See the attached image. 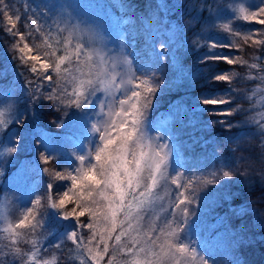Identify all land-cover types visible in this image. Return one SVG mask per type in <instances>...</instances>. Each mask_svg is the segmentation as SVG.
Returning <instances> with one entry per match:
<instances>
[{"label": "snow or ice", "instance_id": "snow-or-ice-1", "mask_svg": "<svg viewBox=\"0 0 264 264\" xmlns=\"http://www.w3.org/2000/svg\"><path fill=\"white\" fill-rule=\"evenodd\" d=\"M73 9L69 0H41V3L33 8L36 15L27 17L28 22L25 27L29 36L35 31L47 44L43 54L45 58L42 59L39 53L28 55L27 58L24 55L19 57L28 71L34 74L35 79L48 81L53 86L44 97L45 99L60 100L62 94L67 93V89L61 87L60 80H63L66 75H72L73 69L64 67L62 71V66L66 64L74 65L76 72L87 77L79 82L83 87L82 91L68 95L66 107L91 109L92 105L97 103V92H103L110 97L107 101L109 119L104 123L92 125V131L99 138V145L92 157L95 163L85 167L84 158L78 157L80 166L74 172L68 169L50 171L48 168H43L44 174L50 175L53 180L71 181V187L67 191L58 194L55 199L49 197L51 200L49 207L62 213L65 220H74L78 226L66 238L75 245L81 264H85L83 258L85 253L92 264H101L104 256H109L107 264H114L118 256L125 257L124 260L119 261V264H215V261L211 260V256L214 255L213 248L207 239L202 245L199 242V233L203 230V226L199 219H192L197 216L196 208L199 207V197L192 188V180L188 179L184 183H179L176 179L177 176L183 175L180 170L185 167V158L180 145L169 143L168 137L172 135L170 129L160 134L163 129L159 128L156 135L149 134L148 112L154 107L156 95L165 83L164 79L157 78V71H153V66L146 68L141 65L134 71L117 74L115 69L118 66L131 69L133 60L129 57L134 58L139 55L138 52L125 50L127 33L120 32V44L115 52L111 50L106 52L104 49L106 32L99 25L76 16ZM238 11L240 15L234 14L226 19L243 20L264 26V6L252 11L240 5ZM3 14L8 15L7 11ZM19 19L20 17L16 16V20ZM120 23L123 26L129 23V20L124 19ZM146 27L151 26L146 25ZM220 27L231 37H239L244 45L251 42L264 48V27L247 32H240L229 23H224ZM11 28L15 29L16 24L12 23ZM159 28H163V20ZM8 31L13 36H19L20 40H25V34L13 32L10 29ZM53 31L56 32L57 37L63 34V38L56 39L54 44ZM164 34L172 36L167 29H164ZM160 35L161 32L158 29H152L146 40L151 42ZM74 36L82 37V39H78L73 44ZM202 39L204 38L200 36L194 39L196 49L207 47L210 52H219L217 49L243 51V47L237 40H228L226 44L207 40L201 44ZM173 42L174 39L170 38L169 44ZM61 45H63V54L57 55V52L61 51ZM132 46L135 47L134 39ZM38 47L35 44L29 46L25 43L19 51L24 53L26 49L31 54ZM155 51L164 54L159 57L160 66H157L159 70L165 64H169V48L165 43H160ZM149 55L155 61V54L149 53ZM29 60L33 63L28 64ZM97 60L100 61V65L110 61L112 74L104 72L99 78L93 79L92 76L99 67L96 64ZM208 62L258 67L255 63L249 65L243 57L232 55L217 54L205 56L200 60L202 64ZM37 64L39 69L36 67ZM85 68L88 69L86 74L82 71ZM170 68L174 74L173 79L177 81L176 86L179 87L186 73L184 65L175 53L172 55ZM51 72H55L58 79H54ZM261 72L264 73V69H261ZM117 75H119L118 81ZM236 75V72L223 71L212 77L214 82L227 83L230 87L224 94L211 98L204 96L198 98L200 105L208 111L209 115L232 116L243 111L239 106H233L235 99L233 93H236L237 89L231 85ZM255 78L264 81V74ZM248 79L253 77L249 76ZM33 83L34 81H28L27 91L34 104L41 97L37 95L38 89L32 87ZM115 92H120V96H116ZM7 102L9 109L13 108L15 101L11 95L8 96ZM113 103L117 107H113ZM105 105L104 100L98 102L101 113L104 112ZM224 105L229 107H222ZM208 106H211V110ZM169 108L168 122L183 124L185 120H188L189 124L192 123L187 106L176 103ZM16 122L19 124L22 120ZM215 123L224 124L225 121H209V124ZM233 126L231 123L228 124L229 129ZM235 126L239 127V125ZM258 133L264 144V123L259 124ZM18 144L17 137L14 146H3L0 152L14 154ZM92 153L90 151L89 156H92ZM39 159L44 165L54 162V157H48L44 153L40 154ZM231 175L229 171L223 172V177ZM169 181L175 185L176 193L169 194L165 187L164 195L169 196L168 201H165L164 195L159 190ZM207 182L213 183V181ZM47 191L55 193V187L51 181L47 184ZM34 203L39 205L40 199L37 198ZM68 203L74 204L75 207L71 211H64ZM26 212L27 215H24L23 219L14 226L15 228L20 229L27 225L35 231L37 226H42L40 220H37L36 224L30 223V216L36 219L32 215V209H26ZM86 215L89 220L81 223V218ZM225 219L221 217L216 223L207 225L208 236H211L213 244L224 253L230 264H240L235 252L239 248L241 238L231 239L229 244L225 237H236L235 232H216L215 236H212V233L225 223ZM83 228H87L90 234L87 236L79 234V230ZM6 231L10 232V252L20 255V250L15 247L19 233L10 229ZM55 247L60 248L61 245L57 243ZM39 253L40 248L33 241V250L23 254L25 264H49V261L40 259ZM0 264H5L3 258H0Z\"/></svg>", "mask_w": 264, "mask_h": 264}, {"label": "trees", "instance_id": "trees-1", "mask_svg": "<svg viewBox=\"0 0 264 264\" xmlns=\"http://www.w3.org/2000/svg\"><path fill=\"white\" fill-rule=\"evenodd\" d=\"M74 7L73 12L81 19H86L99 25L107 34L106 39H110V36L114 30H124L127 33L128 39L125 41L126 47L128 41L131 42L130 36L136 34L139 30L145 29L146 31L152 29H158L160 32L163 29L169 30L175 39L174 53L178 59L188 68V74L184 76V81L179 87L174 85L171 87L178 97L176 99L183 100V105L188 107V110H192L196 113L198 118L193 116L194 112H189V117L192 123L189 124L188 120H185L183 124L178 122H168L170 110L158 111L156 110L149 118L151 125V135L157 134V129L162 128L163 131L160 134H164L171 130L172 135L168 137L169 143L176 144L180 142V148L188 147L190 150L195 151L197 157H186L185 167L180 171L183 173L180 183H184L190 179L191 170L193 164L206 165L210 160V156L213 157V171H217L220 167V161L218 159V152L221 151L225 154L224 164L225 167L230 160H235L233 164L228 167V170L232 175L226 177L223 180V173H220L213 179V196L207 197L206 201L201 198L198 200L199 210L197 213L200 217H211L210 222L216 223L221 217H225V223L218 227L212 236H215L216 232H235L234 226H236L241 219L246 221L247 215L252 212L256 215L258 225L255 227L254 221L246 222L253 236H264V179L258 174H254L257 169V163L252 161L250 168H247V162L249 158H253L250 146L244 147L249 140L254 136V129H250L251 133H247L248 128L242 127L244 124L246 113V103L244 96L253 86V80L248 77L255 76L259 72V68L264 62V48L251 44L244 45L243 41L239 37H231L229 33L225 32L220 25L229 23L231 27L240 32L255 31L256 27L253 23H246L242 20H227V17H231L233 14L228 10L229 5L227 0H69ZM41 0H0V104L7 102L8 96L11 95L15 101L11 113L7 116L8 120L3 119L0 123V145L6 140L8 146H14L15 139L19 138V144L17 151L14 154H5L0 156V175L4 180L0 181V185H9L18 176L20 178V188H24L21 192L16 188L8 186L0 194L5 193L10 200H8L13 206H17L19 201L21 202L22 209H32V215L40 213V221L42 226H37L33 231L27 225L24 228L15 230V232H22L20 236L22 239L16 242L15 247L20 251L25 250L29 243V238L32 235L45 234L51 235L53 239L57 238L61 232L60 222H62L63 215L58 210L51 209L49 204L51 200L49 197L55 199L58 194H62L71 187V181L65 180L63 185L54 186L55 193H48L47 184L51 181L50 175H45L43 168H48L50 171L64 170L65 167L69 171H75V168L65 165L60 168L51 167V163L44 165L40 162V154L44 153L46 156L45 145L39 142V135L45 133L49 141H51L53 126L48 127V121L51 119V109L55 106L57 108L62 107L64 104L62 99L60 100H48L44 97L49 91H51L50 82L40 81L35 79L34 74L28 71L27 67L19 60L21 55L27 58L28 55L41 54L42 59L44 52L47 49V44L44 43L41 35L33 31V35L27 34L25 24L28 22L27 17L30 15H36L33 12V8L40 4ZM5 5L7 7L5 8ZM7 11L8 15L3 13ZM219 15V19H218ZM16 16L20 19L16 20ZM11 18V20L9 19ZM128 19L129 23L121 26V21ZM163 20V28H159L161 21ZM217 21V22H215ZM15 23L16 28L12 29L11 24ZM150 25L151 27H145ZM35 26H33L34 28ZM264 27V26H263ZM13 32H19L25 34V40H20L19 36H13L8 30ZM113 29V32L109 31ZM121 29V30H120ZM258 35V34H257ZM203 37L200 41L204 44L207 40H214L217 43L226 44L228 40H237L243 47V51H236L235 49L229 51L228 49H217L219 52H210L207 47L195 48L193 43L197 37ZM78 39L82 37L74 36L72 43L75 44ZM165 37L160 35L157 40H164ZM28 43L29 46L38 45V49L29 54L25 49L24 53L19 51L24 47V44ZM62 46V45H61ZM63 47V46H62ZM224 55V56H236L243 57L248 61V64H257V68H250L248 65H227L226 63H212L207 64L200 63V60L205 56L212 55ZM259 58V59H257ZM32 61H28V64H32ZM39 69V66H36ZM236 72L237 75L233 77L232 87L237 89L236 93H233L235 97L233 106H239L243 111L234 114L232 120H229V116L223 117L224 124L215 123L209 124V121H216L215 117L218 115L208 117V111L204 110V107L200 105L199 97L204 96L211 98L218 94H224L230 87L227 83H216L212 80V77L218 72ZM28 81H34L32 87L37 88L41 98L37 103H32L28 94L27 88L29 87ZM61 87H63L61 85ZM179 103L177 100H173L170 105ZM211 110V106H208ZM228 108L229 105L222 106ZM14 117H16L14 119ZM17 120H22V123H17ZM68 123V122H67ZM234 125L229 129L228 124ZM56 124L59 125V121L56 120ZM64 124V123H63ZM198 125H213V133L204 135L205 133H197ZM239 125V127L235 126ZM180 128V133H179ZM182 129H186L185 135ZM193 136H199L195 139L190 138L188 135L191 133ZM241 129V130H240ZM202 135V136H200ZM186 138L190 139L187 140ZM261 142V138L258 139ZM260 151H264L262 145L259 148ZM182 151V150H181ZM93 162L95 163L94 159ZM194 165V166H195ZM258 165H260L258 163ZM195 168V167H194ZM238 168V169H237ZM258 172V171H257ZM24 176H27V180H24ZM244 176V177H243ZM192 180V179H191ZM57 181V180H56ZM222 183V184H221ZM204 184V183H203ZM212 185V184H211ZM192 188L195 189V182L192 180ZM204 189V187H203ZM228 192L227 196L225 195ZM187 195V191H186ZM197 196L201 197L202 193H197ZM211 197H213V205L206 204L211 203ZM39 198L40 204L37 205L34 201ZM202 200L201 202H199ZM205 200V199H204ZM231 201V205H228ZM212 204V203H211ZM217 204V205H216ZM213 206V207H212ZM75 207L74 204L68 203L65 206L64 211H71ZM235 217V218H234ZM60 219V220H59ZM229 219V220H228ZM21 219L14 222V226L19 223ZM89 217L86 215L81 218V222H87ZM239 220V221H238ZM203 226V230L199 233V239L201 245L207 239L208 243L212 246L215 254L223 256L226 259L224 253L217 248L213 242L211 236H208L207 221L199 220ZM75 222V221H74ZM233 222H237L233 225ZM32 224V221L30 222ZM78 226L68 225V232H72L77 229ZM87 229V228H86ZM88 230V229H87ZM90 233L87 232L86 235ZM26 237V242L24 241ZM195 239L196 237L193 236ZM231 239L236 237H225V240L230 244ZM58 240V239H57ZM57 240L52 243L54 250H59L55 247L58 243ZM112 242L110 241V244ZM11 247L7 238H3V242L0 244V252L2 250H9ZM48 248V246H44ZM259 247L262 253L261 259L257 264H264V243L260 241ZM53 249L47 250L48 252ZM64 250V249H63ZM61 251V250H59ZM62 254L59 257L60 264H75L71 256L67 252L61 251ZM217 255V254H216ZM238 258H242V255L235 252ZM218 256L214 261L217 264ZM213 255L211 256V258ZM84 258L87 264L92 262L87 258V254H84ZM109 256H104L101 260V264H107ZM124 256H118L114 264H119V261L124 260ZM10 259H5V264L9 263ZM260 262V263H259Z\"/></svg>", "mask_w": 264, "mask_h": 264}, {"label": "rangeland", "instance_id": "rangeland-1", "mask_svg": "<svg viewBox=\"0 0 264 264\" xmlns=\"http://www.w3.org/2000/svg\"><path fill=\"white\" fill-rule=\"evenodd\" d=\"M227 1H228L227 5H229L228 10L233 15L234 14L240 15L238 11L240 5H244L245 7L250 8L252 11H255L260 6H264V0H227ZM253 25L256 26L257 24L253 23ZM257 26H258L257 29L263 27L261 25H257ZM145 27L146 26H144V28ZM109 31L113 32V29H110ZM114 31L115 32H113L110 35L112 37L109 40L106 39V43L104 45V49L106 52L109 50H111L112 52H115V50L119 47V44H120V32L121 31L125 32L124 30H121V31L114 30ZM150 32L151 30L146 31L145 29H143V30H139L136 34H132L130 36L132 41L133 39L135 40V47L132 46V41L131 42L128 41V45L125 50L127 52H133V51L138 52L139 55L134 58L129 57V59L133 60L131 69L127 68L126 66L125 67L118 66L115 69V72L117 74H120L123 72H127L129 70L134 71L138 66H141V65L145 66L146 68L148 66H153V71H157V78L164 79L165 83L164 85L160 87V90L158 91L156 95L154 107L150 109V111L148 112V121H149L150 116L156 110L162 111V110H166L167 108L170 110L169 106L173 100H177L179 103H183V100L176 99L175 97H173L175 93L171 89V87L177 84V81L173 79L174 74L170 68L171 59H172V55L174 53V48H175L174 46L175 39L173 36L170 37L169 35H165L164 29H163V31H161V35L165 37L164 40L159 41L157 40V37H156L152 39L151 42H148L146 40V37L149 35ZM62 38H63V34L60 37H57L56 32L53 31L52 33L53 44L55 43L56 39H62ZM170 38L174 39V42L171 44H169ZM127 39H128V36L126 35L125 41ZM160 43H165V45L169 48V64L168 65L165 64L162 69L157 70V66H160L159 57L161 55H164L163 53H159L155 51L156 47H158ZM62 46H61V51H58L57 55L63 54ZM69 51L71 52V49H69ZM149 53L155 54V61L153 60L152 56L149 55ZM96 64L99 67L97 68L96 72L93 74L92 76L93 79L99 78L100 74L104 72H107L110 75L112 74V65L110 61H108V63L106 64L100 65V61L97 60ZM261 64L262 65L260 66L259 72L257 73V75L252 76L253 79H250V80H253V83H254L253 86L248 92H246V95L244 96L245 100L247 101L246 103L247 116L245 117L244 124L242 127L246 126L248 128L247 133L249 134L251 133L250 129H254L252 131H255L253 138L249 140V142L246 145L243 146V148L250 146L249 150L253 154V158H254V159L249 158V161L247 162V168L251 169L250 165L252 161L254 160V162L257 163V169H258L256 170L254 174H258L264 179V151L259 150L260 145H262V147L264 148V144H262V138L260 137L258 133L259 124L264 123V81H261L255 78L260 74H264L261 72V69H264V62H262ZM36 66H39V64H37ZM64 67H69L73 69L72 75H66L63 80H60V85H62L63 88L67 89V93L62 94L61 96V99L64 105L60 108H57L55 106L54 108L51 109V119H49L47 123L48 127L53 126V129L58 127L56 131H60V132H52L51 141H49L50 139H48L47 136L44 135L45 133H43L39 135V142L42 143L43 145L44 144L46 145L45 150L47 152L48 157H54V162L51 163V167L60 168L65 165L67 166L70 165V167H73L76 169L80 166V160L78 159V157L84 158L85 167L94 163L92 157L94 156V152L99 145V138H98V135L92 131V125L95 123L97 124L104 123L109 119L107 101L110 100V97H107L103 92H97L96 93L97 103H94L91 109L81 110V109L76 108L75 106L66 107L65 105L67 104L68 95H71L77 91H82L83 87L80 85L79 82L81 79H86L87 77L82 76L80 72H76L74 65H67V64L63 65L62 71ZM188 68H190V66L186 67L184 65L185 73L187 74L189 72ZM82 71L83 73L86 74L88 72V69L85 68ZM51 75L53 76L54 79H58L56 77L55 72H51ZM118 80H119V75H117V81ZM52 87L53 86L51 85V90H52ZM115 95L120 96V92H115ZM175 96L178 97V94H175ZM0 100H2V97H0ZM100 100L106 101V105H105L103 113L100 112V109L98 107V102ZM113 107H117L115 103H113ZM11 112L12 111L11 109H9L8 104L6 102L1 103L0 104V123L3 122V119L8 120L9 117L7 116ZM189 112L192 113L194 111L192 109V110H189ZM199 112L200 111L196 113L194 112L195 118H198L197 115L199 114ZM207 116L213 119V116L209 114ZM223 117L225 116L218 115V117H215V119L216 121H219V120H222ZM233 117L234 115L229 116V120H232ZM118 119L119 118H117V120ZM56 120L59 121V126L56 124ZM0 129H1V126H0ZM181 131H183L185 134L186 129H182ZM189 132L191 133V135H188L190 138L195 139L196 137H199V136H193L192 132L191 131ZM208 132L213 133V125L211 126L198 125L197 133H200V134L205 133L204 135H207ZM179 133H180V128H179ZM149 134L151 135V125L149 127ZM259 138H261V142L258 140ZM186 139L190 140L188 138ZM179 141H177L176 144L180 145ZM7 143L8 142L4 140L3 143L0 145V148H2L3 146H8ZM181 150L184 156L186 157H197V155L195 154V151L190 150L188 147L182 148L181 146ZM90 151L93 152L92 156H89ZM4 155L5 153L0 152V156H4ZM225 158H226L225 154L219 151L218 159L220 161V167L216 172L213 171V157L211 156H210V160L208 161V163H206V165L199 164V162L196 165L193 164L190 179H192L195 182V189L198 191L197 193H200V192L202 193V196L201 197L199 196V199L201 198L203 201H206L207 199L206 196L207 197L213 196V183H208L207 181H213L214 178H216L220 173L227 171L228 167L235 162V160H230L227 163V166L225 167V164H224ZM258 163L260 165H258ZM63 169H66V168L64 167ZM213 174H215V176ZM21 177L18 176L14 180V182H12L9 185L7 184L0 185V192H3L4 189H6L8 186H11L23 192L24 188H20V185H21L20 178ZM225 179L226 177H223V180ZM2 180H4V178L0 177V181ZM24 180L25 181L27 180V176H24ZM64 181L65 180L56 181L51 178V182L54 184V186H58L61 184L63 185ZM177 181L180 183L181 178L178 177ZM162 185H163V182H162ZM165 187L169 194L175 195L176 193L175 185L172 184L170 181L167 183V185H163L162 188L159 190L161 191L162 195H164ZM227 194L228 192L225 195L227 196ZM6 196L7 195L5 193L0 194V244L3 242L4 237L7 238L8 242H10V232L6 231V229H10L11 231L17 230V228L14 227V222L19 219H23L24 215H27L26 209L21 208L20 201L18 202L19 204L17 206H13V204H11L8 201L10 199ZM168 199H169V196L164 195V200L168 201ZM210 199L212 200L211 201L212 204L206 203L207 205L208 204L213 205V197H211ZM202 200H200L199 202H201ZM228 205H231V201L229 203V200H228ZM193 207H196V206L193 205ZM198 208H196V211ZM160 214L163 215V213H160ZM39 216H40V213H36L35 215L36 219H32V217L30 216L29 221L30 222L32 221V224H36L37 220H40ZM256 217H257L256 215H253L252 212H250L246 217V221L241 219V221L238 224L237 222H233V225L237 224L236 226H234L236 238H241L239 240V248L236 250V253L238 251L239 254L242 255V258L239 259L240 264H257L258 261L262 257L259 243L260 241L264 243V236L263 237L260 235L253 236L252 231H250L246 223V222L254 221V225L256 227L258 225L257 223L258 218L256 220ZM118 219H122V217H118ZM145 219H147V217ZM192 219H199L202 221H207L208 225L212 224L210 222L211 217H200L198 213H197V216L193 217ZM258 222L260 223L259 220ZM70 224L77 226L74 220L62 219V222H60L61 232L59 236L55 239L56 240L58 239L57 242L61 245L59 250L63 252L68 251V254L71 256L75 264H81V258L77 254L75 245H73L72 242L66 238V236L71 232V231L68 232L67 230V226ZM87 232L88 230L86 228L79 230V234H82L84 236H87L86 235ZM17 233H19L18 240L22 239V237L20 236L22 232L20 231ZM24 238L25 239L22 242H26V237ZM55 239H53L52 236L51 235L49 236L48 234H45L44 236L41 237V235L39 234L32 235L31 233L29 241H28L29 245L25 250L20 251V255L11 253L10 249L2 250L0 252V258H3L4 260L7 258L10 259L8 264H25L24 259H23V254L28 253L33 250V241H35L37 247L40 248V253H39L40 259L49 261V264H60L59 257L61 256L62 252L59 250H54L52 243L55 241ZM199 239L201 240L203 239L201 235ZM18 240L16 242H18ZM44 246H48V248H45ZM50 249H53V250L48 252L47 250H50ZM213 252H214V255L211 258V260H214L215 257L218 256V253H216L217 255L215 254V250ZM5 253H7V255H4ZM222 258H224L222 255L218 256L217 264H230L228 260L222 259ZM84 261H85V264H87L85 258H84Z\"/></svg>", "mask_w": 264, "mask_h": 264}]
</instances>
